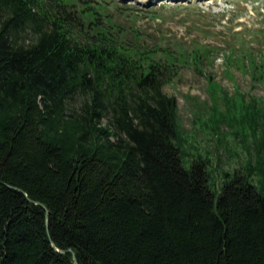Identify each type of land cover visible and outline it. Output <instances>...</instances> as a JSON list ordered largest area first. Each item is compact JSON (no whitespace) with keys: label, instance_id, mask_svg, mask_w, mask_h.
Returning <instances> with one entry per match:
<instances>
[{"label":"trees","instance_id":"16d2710c","mask_svg":"<svg viewBox=\"0 0 264 264\" xmlns=\"http://www.w3.org/2000/svg\"><path fill=\"white\" fill-rule=\"evenodd\" d=\"M80 3L0 0V264H264L261 148L185 165L183 54Z\"/></svg>","mask_w":264,"mask_h":264},{"label":"rangeland","instance_id":"374dc122","mask_svg":"<svg viewBox=\"0 0 264 264\" xmlns=\"http://www.w3.org/2000/svg\"><path fill=\"white\" fill-rule=\"evenodd\" d=\"M83 4L106 6L118 24L141 32L143 42L183 54L164 91L178 106L185 165L208 160L218 189L225 173L244 170L259 148L264 157V126L254 129L256 121L264 123V0H82L78 6Z\"/></svg>","mask_w":264,"mask_h":264},{"label":"water","instance_id":"95a60500","mask_svg":"<svg viewBox=\"0 0 264 264\" xmlns=\"http://www.w3.org/2000/svg\"><path fill=\"white\" fill-rule=\"evenodd\" d=\"M36 203V202H35ZM75 264H77V260H75Z\"/></svg>","mask_w":264,"mask_h":264}]
</instances>
